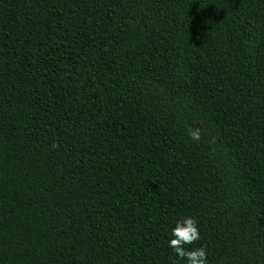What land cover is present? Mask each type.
Segmentation results:
<instances>
[{"label":"trees","instance_id":"obj_1","mask_svg":"<svg viewBox=\"0 0 264 264\" xmlns=\"http://www.w3.org/2000/svg\"><path fill=\"white\" fill-rule=\"evenodd\" d=\"M189 216L264 264V0H0V264H186Z\"/></svg>","mask_w":264,"mask_h":264},{"label":"clouds","instance_id":"obj_2","mask_svg":"<svg viewBox=\"0 0 264 264\" xmlns=\"http://www.w3.org/2000/svg\"><path fill=\"white\" fill-rule=\"evenodd\" d=\"M189 136L199 141L201 130L199 128H189ZM169 247L174 251L180 260H185L186 264H208L207 249L204 246L189 249L186 245H192L201 238L197 219L189 216L181 221H177L171 231Z\"/></svg>","mask_w":264,"mask_h":264}]
</instances>
